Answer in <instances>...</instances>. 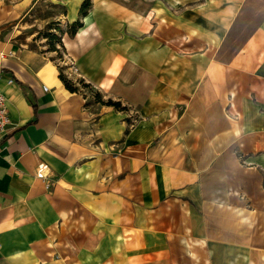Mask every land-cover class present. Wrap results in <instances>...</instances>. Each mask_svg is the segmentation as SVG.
Instances as JSON below:
<instances>
[{
	"label": "crops",
	"instance_id": "0c3cea01",
	"mask_svg": "<svg viewBox=\"0 0 264 264\" xmlns=\"http://www.w3.org/2000/svg\"><path fill=\"white\" fill-rule=\"evenodd\" d=\"M39 1L0 0V264H264V0H47L125 108L17 43Z\"/></svg>",
	"mask_w": 264,
	"mask_h": 264
},
{
	"label": "rangeland",
	"instance_id": "374dc122",
	"mask_svg": "<svg viewBox=\"0 0 264 264\" xmlns=\"http://www.w3.org/2000/svg\"><path fill=\"white\" fill-rule=\"evenodd\" d=\"M6 3H12L16 0H3ZM65 11V7L52 1L40 0L35 7H31L24 15L21 22L17 25V35L14 37L17 43H29L34 48L42 51H52V58L57 62L60 71L74 83L78 90L85 91L90 94L89 102H98L102 99L103 94L92 84L83 79H73L66 72V54L67 50L64 45L63 35L65 31L72 36L73 26H61L60 21L54 19ZM45 45V47H44ZM111 99V98H109ZM113 99V98H112ZM108 100V99H107ZM117 100V99H113ZM102 102V101H100ZM122 103V102H121Z\"/></svg>",
	"mask_w": 264,
	"mask_h": 264
},
{
	"label": "built area",
	"instance_id": "2783aa9c",
	"mask_svg": "<svg viewBox=\"0 0 264 264\" xmlns=\"http://www.w3.org/2000/svg\"><path fill=\"white\" fill-rule=\"evenodd\" d=\"M13 80L10 79L9 82ZM11 124L10 111L7 104L6 95L0 91V139L5 136L9 130ZM50 166L47 162L41 161L38 164L36 174L40 177L46 184L47 187L53 185L54 181L49 174Z\"/></svg>",
	"mask_w": 264,
	"mask_h": 264
},
{
	"label": "trees",
	"instance_id": "16d2710c",
	"mask_svg": "<svg viewBox=\"0 0 264 264\" xmlns=\"http://www.w3.org/2000/svg\"><path fill=\"white\" fill-rule=\"evenodd\" d=\"M91 5V0H84L83 4H82V11H86ZM82 23L80 21H75L72 23V26L74 27L72 30V33H75L79 26H81ZM60 77L61 79L64 81L66 87L71 90V91H78L77 87L74 85V83L72 81H70L62 72H60ZM100 101H102L103 103L106 104H110V105H114L117 107H121V108H125L124 106H122L121 101L119 100H113V99H108V100H103V99H99Z\"/></svg>",
	"mask_w": 264,
	"mask_h": 264
}]
</instances>
